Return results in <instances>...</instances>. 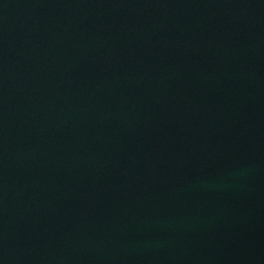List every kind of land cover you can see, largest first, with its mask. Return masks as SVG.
<instances>
[{
    "label": "water",
    "instance_id": "water-1",
    "mask_svg": "<svg viewBox=\"0 0 264 264\" xmlns=\"http://www.w3.org/2000/svg\"><path fill=\"white\" fill-rule=\"evenodd\" d=\"M0 264H264V0H0Z\"/></svg>",
    "mask_w": 264,
    "mask_h": 264
}]
</instances>
